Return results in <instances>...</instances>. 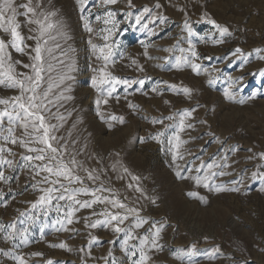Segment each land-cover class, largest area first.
Returning a JSON list of instances; mask_svg holds the SVG:
<instances>
[{
    "label": "rangeland",
    "instance_id": "obj_1",
    "mask_svg": "<svg viewBox=\"0 0 264 264\" xmlns=\"http://www.w3.org/2000/svg\"><path fill=\"white\" fill-rule=\"evenodd\" d=\"M132 2L134 7L129 8L127 0L103 6H100L101 0H85L83 5L78 4L77 0H44L45 8L57 10L59 18L66 25L68 38L57 37L66 55H62L59 50L56 52L64 65L57 67L73 77L65 81L71 88L65 95H71L73 99L65 101L64 107L60 108L67 123L59 134L67 136L68 131H71L72 136L79 141L75 148L83 149L77 159L84 162L85 167L103 169L101 179L108 187L118 191L121 197L127 196L126 203L133 207L143 205L141 215L148 218L149 224L136 230L138 238L129 241V247L135 245L139 249V238L150 235L148 230L151 223L166 225L158 240L160 249L148 251L151 258L148 264H189V257L185 255L188 251L193 252L192 264H264V192L259 190L258 181L250 179L251 172L256 170L257 165H264V160L259 158V153L264 152V77L260 75V71L264 70V61L259 60L253 51L257 48L264 49V0ZM157 2L161 5L159 9L155 8ZM145 6L154 13L167 17V23L163 25L159 21L149 25L150 29L155 30L154 34L142 27L148 20L147 16L141 24L135 23V17ZM81 7L85 9L83 13ZM106 11L116 12L118 22L117 30L108 41L115 42L113 51L116 61L115 65H109V70L114 75L129 80L151 77L142 90L149 93L147 96L142 92H135L138 85L127 92L124 90L125 86L121 85L117 89L119 102L110 99L107 106L100 105L99 110L106 116L115 114L125 118L124 124L113 121L114 127L111 129L108 123L97 116L95 101L99 94L91 87V78L95 75L92 69L101 62L95 59L88 42L91 36L93 43H105L101 38L105 33H100L99 30L111 28L112 25H105L103 19L97 21L95 17L106 18ZM89 12L90 26L94 29L92 34L86 31L85 21L81 19L82 15H88ZM129 12L132 16L126 18ZM208 19L227 26L231 36L224 37L223 43H213L220 36L208 23ZM185 20L192 29L191 36L184 27ZM23 34H30L27 27L23 29ZM189 41L195 44L201 54L202 59L197 62L202 64L203 69H207H202L199 76L188 67L181 70L171 67L175 63L174 58L180 55L178 49H187ZM26 44L34 46V41L26 40ZM144 44L149 45V56L159 59H148L144 55ZM237 47L245 54L252 53L243 67V58L231 55ZM164 48H172L173 51L167 53L162 51ZM12 55L14 59L29 62L26 55L14 50ZM209 56L212 59L203 58ZM164 57L169 58L167 63ZM133 60L137 61V65L143 66V72L137 70V65L132 64ZM17 70L28 71L22 65ZM241 77V83L246 87L242 93L236 94L237 99L241 95L247 98L253 92L257 94L255 99H246L243 105L232 103L224 96L230 78L239 80ZM168 85L191 88V99L182 92L178 94L169 90ZM153 86H158L162 95L151 93L149 90ZM16 94V90L0 85V98ZM165 100L169 104H165ZM128 101L138 106L135 113L128 107ZM184 111H192V116L185 122L191 123L193 127L180 133L181 139L187 143L182 146L184 159L176 163L186 169L198 165L201 160L206 163L213 158L220 161L227 155L231 167L225 171L230 174L217 178L216 183L231 186L232 180L243 178L239 193L209 192L202 186H196L192 180L176 178L168 141L177 129L165 126L177 123L178 116L175 120L165 119L163 125H153L151 121ZM73 124L76 125L75 128H72ZM158 132L164 133L161 137L163 143L148 138ZM9 147L15 153L9 159L19 160L20 155L25 152V149L18 146ZM124 168L140 177V180L132 181L131 176L124 173ZM0 171L5 176L13 177L7 184L0 181V223H15L17 230L30 225L27 244L20 243L18 235L14 240L6 241L5 234L0 233V264H18L14 259L16 256H22L26 264H48L49 261L51 264H112L113 261L117 264H130L122 247L126 239L123 233L115 234L110 228L103 226L96 229L85 226L84 219L89 218L91 210H80L76 213L79 222L65 224L74 231L56 232L52 226L57 219H63L60 214L50 209L49 215L44 216L39 209L35 212L31 209V203L40 195L38 189L41 186L36 190L32 188L36 181L29 172L20 168L13 172L6 166L0 167ZM183 174L189 175L187 171ZM121 176L124 178L120 179ZM128 183L134 186L139 184L148 197L158 198L156 203L151 204L140 193L127 189ZM189 192L206 197L208 203L203 204L199 199L189 197ZM95 208L99 212L103 206L97 205ZM20 213L25 215L21 216ZM29 216L35 217L34 222L29 221ZM91 219L95 220L96 217ZM41 228H44L43 237ZM92 236L98 240L92 242ZM59 243H65L71 250L51 246ZM216 248L219 251L213 252ZM34 253L42 255H33ZM178 256H183V259H177ZM138 258L137 251L134 259Z\"/></svg>",
    "mask_w": 264,
    "mask_h": 264
},
{
    "label": "snow or ice",
    "instance_id": "obj_2",
    "mask_svg": "<svg viewBox=\"0 0 264 264\" xmlns=\"http://www.w3.org/2000/svg\"><path fill=\"white\" fill-rule=\"evenodd\" d=\"M77 3L83 5L85 0H77ZM118 0H101V5H115ZM129 8L134 7L132 0H127ZM155 8H161L157 2ZM85 11L81 7V12ZM183 11V9H181ZM91 15H82L81 19L85 21V29L89 34L94 32L90 26L88 17ZM116 12L106 11L103 18L96 16L95 19L100 21L103 19L105 25L111 24V28H101L100 33H105L101 38L105 41L103 45H97L92 42L91 36L89 38V45L91 46L95 59L100 63L92 71L95 75L91 78V87L99 94L95 103L97 105V116L101 121L108 123L109 128L114 127L113 121L124 124L125 118L115 114H108L107 116L101 112L100 105L107 106L110 99H115L119 102L120 96L117 94L119 86L123 85L125 92L138 85L135 92H142L147 96L145 89L146 82L151 80V77L141 79L129 80L120 78L109 70V65H115V53L113 51V43H108L114 31L118 28L116 21ZM132 13L126 14V18H131ZM148 17L146 23L142 27L149 29L150 34H154V29H150V24H156L159 21L160 25L167 23V17L154 13L149 7H143L142 12L135 17V23L141 24ZM23 18V19H21ZM210 23L218 32L220 39L213 41L219 44L224 42V37L231 36V32L227 26L217 23L214 19H208ZM27 27L28 36L23 34V29ZM185 29L188 30L189 36L193 35L187 20L184 24ZM57 37L68 38L66 32V25L57 10H48L44 6V0H0V85L4 88L16 90L18 94L9 98H0V167L6 166L13 172L17 168L26 170L36 181L32 184V188L36 190L39 187L40 195L38 199L31 203L33 212L40 210L44 216L49 215V210L54 209L60 214L63 219H57L53 224L56 232L60 231H74L65 226L72 225L74 222H79L76 218V213L82 209L91 210L89 218L84 219L85 226L91 229H96L99 226L110 228L115 234L123 233L126 237L122 247L125 249L130 264H148L151 259L148 251L155 249L159 250L160 245L158 240L165 228L164 223H151L148 230L150 235L140 237V247L135 245L128 246L129 241L135 240L138 237L135 235L136 230L142 228L145 224H149L148 218L141 215L143 205L140 207H133L129 203L127 196L121 197L118 191L108 187L101 177L104 175L103 169L85 167L84 162L77 159L83 152V149H76L75 146L79 141L72 136V132L68 131L67 136L59 134L61 129L67 123V118L64 113L60 112V108L64 107V102L72 100L71 95H65V92H70L71 88L65 84V81L73 79L62 70L58 69L57 65H64V61L60 59L56 52L59 50L62 55H66L61 49V45ZM26 40L34 41V46L26 44ZM143 43V42H142ZM144 55L148 59H159V57H152L148 54L149 45L144 44ZM12 50L21 55H26L29 59L28 63L22 60L14 59ZM180 55L176 56L175 63L171 67L181 70L185 67L191 69L197 76L201 74L203 66L200 61L201 54L197 51L195 44L189 41L187 49L179 48ZM162 51L171 53L172 48H164ZM256 57L264 61V49H254ZM231 55L237 58H243V63L248 61V57L252 53L245 54L243 50L237 47ZM204 59H212V57H203ZM167 63L168 57L163 58ZM55 61V63H53ZM133 65H137V61H132ZM28 71H18V66ZM164 68L165 65H158ZM70 70H72L70 68ZM137 70L143 72L142 65H137ZM207 71V69H203ZM219 71V69H216ZM260 75L264 77V70L260 71ZM243 77L239 80L230 78L228 88L224 91L225 98L232 102L243 105L246 99H255L257 94L253 92L251 96L245 98L243 95L237 99L236 94L242 93L246 85H242ZM159 83V82H157ZM166 83V82H165ZM212 81H209L211 84ZM239 85V86H238ZM63 86V88H62ZM168 89L178 94H182L191 99L192 89L188 87L178 88L176 85H168ZM151 93L162 95L158 86H153L149 90ZM127 99V97H124ZM165 104L169 101L165 100ZM128 107L135 111L138 106L128 101ZM106 110V109H105ZM194 111V109H193ZM70 116L71 113H68ZM178 116V122L174 125H166L165 127H175L176 132L169 138V151L172 153V162L174 166L175 176L179 180H192L196 186H202L209 192H234L241 191L240 185L243 183V178L239 180H232L230 185L224 183H216V179L224 177L230 173L225 171L231 167L228 163V157L225 155L220 161L215 158L211 162L200 161L198 165H193L189 168H181L176 162L184 159V150L182 146L187 143L181 139L180 133L184 132L186 128H192L191 123L186 124V120L192 116V111H184L170 115L163 119L154 118L151 123L164 124V120H175ZM76 125L73 124L72 128ZM19 133V134H17ZM163 132H158L150 135L148 138L163 143L161 137ZM143 142V139L141 140ZM9 145L18 146L25 149V152L20 155L19 160L9 159V156H15L12 148ZM86 147V145H85ZM232 151H235L233 149ZM118 155V154H117ZM255 157H249L254 159ZM259 158L264 160V152L259 153ZM115 169V165H113ZM124 173L131 176L132 181H139L140 177L132 175L127 168L123 169ZM187 171L189 175H184ZM203 173V174H201ZM39 177V180H37ZM18 179V177H15ZM123 179L124 177H119ZM13 177L5 176L3 171H0V181L5 184ZM250 179L253 182H259L261 192H264V165H257L256 170L251 172ZM90 182V183H89ZM127 189L140 193V196L155 204L158 198L148 197L145 191L136 184L132 183L126 185ZM189 197L197 198L203 204H207V198L199 196L196 192H189ZM81 197H87L82 199ZM139 197L137 198V201ZM63 202V203H61ZM102 205L101 211H97L95 206ZM6 207L7 204L5 203ZM24 216L25 213H20ZM91 217H96L95 220ZM30 222H34L35 217H28ZM127 222V223H126ZM56 225H59L57 227ZM29 226L22 230H17L15 223L3 224L0 223V233H4L6 241L14 240L17 235L20 237V243L27 244L29 242ZM12 229V231H7ZM154 230V231H153ZM41 236L44 235V228L40 229ZM97 237L92 236L91 241L96 242ZM52 247L68 249L65 243L53 244ZM147 249V250H146ZM139 252V258L134 259ZM216 248L213 252H218ZM8 255V253H4ZM33 255H42L41 253H34ZM189 257V264H192V251L185 253ZM18 264H26L22 256L14 257ZM177 259H183V256H178ZM48 264H51L49 261ZM112 264H117L113 261Z\"/></svg>",
    "mask_w": 264,
    "mask_h": 264
}]
</instances>
